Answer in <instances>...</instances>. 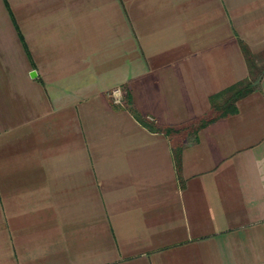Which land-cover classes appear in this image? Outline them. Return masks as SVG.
Masks as SVG:
<instances>
[{
	"label": "crops",
	"instance_id": "obj_1",
	"mask_svg": "<svg viewBox=\"0 0 264 264\" xmlns=\"http://www.w3.org/2000/svg\"><path fill=\"white\" fill-rule=\"evenodd\" d=\"M238 41L264 0H0V264H264V74L195 135L137 120L208 115Z\"/></svg>",
	"mask_w": 264,
	"mask_h": 264
},
{
	"label": "trees",
	"instance_id": "obj_2",
	"mask_svg": "<svg viewBox=\"0 0 264 264\" xmlns=\"http://www.w3.org/2000/svg\"><path fill=\"white\" fill-rule=\"evenodd\" d=\"M240 51L243 55L246 69L247 77L242 81H239L232 85L231 87L223 90L219 94L210 98L209 103L211 111L208 115L198 118L197 120L185 125L183 129H170L163 127L153 126L151 123L144 119L137 117V120L141 126L146 128L149 132L163 133L166 136H178L179 134L195 135L197 132L212 124L215 121L224 119L235 115L234 104L250 94L254 89V82L258 80L264 71L257 74L255 72V57L249 52L247 47L240 41H238ZM179 149H175V155L178 153ZM177 157V156H176ZM175 157V162L178 165V158Z\"/></svg>",
	"mask_w": 264,
	"mask_h": 264
},
{
	"label": "rangeland",
	"instance_id": "obj_3",
	"mask_svg": "<svg viewBox=\"0 0 264 264\" xmlns=\"http://www.w3.org/2000/svg\"><path fill=\"white\" fill-rule=\"evenodd\" d=\"M255 57V72L259 74L260 72L264 71V52L263 53H257L253 55Z\"/></svg>",
	"mask_w": 264,
	"mask_h": 264
},
{
	"label": "built area",
	"instance_id": "obj_4",
	"mask_svg": "<svg viewBox=\"0 0 264 264\" xmlns=\"http://www.w3.org/2000/svg\"><path fill=\"white\" fill-rule=\"evenodd\" d=\"M110 97H111L112 104H114V105H121L122 104L121 90L119 88L113 90L111 92Z\"/></svg>",
	"mask_w": 264,
	"mask_h": 264
}]
</instances>
